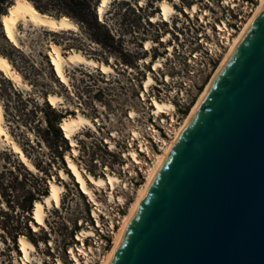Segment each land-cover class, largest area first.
<instances>
[{"label":"rangeland","instance_id":"374dc122","mask_svg":"<svg viewBox=\"0 0 264 264\" xmlns=\"http://www.w3.org/2000/svg\"><path fill=\"white\" fill-rule=\"evenodd\" d=\"M140 1L112 0L102 20L97 13L102 23L100 27L89 28L68 16L77 22L78 30L52 31L19 23L20 47L13 45L6 35V39L0 38V52L7 56L26 84L17 86L0 72L5 125L36 167L34 171L29 170L10 147L0 145V264L20 263V235L36 245L37 259L33 264H55L58 259L73 264L67 248H76L82 243L76 235L82 229H93L96 234L84 239L87 247L97 249L90 254L89 264L100 263L158 153L152 143L154 149L150 150V155L140 154L145 165L135 164L122 155L130 148L137 150L138 141L154 134L148 128L152 117L156 116L149 106L150 97L173 90L175 96L167 94L159 99L172 101L175 110L169 115L156 116V120L158 123L165 120L166 127L170 121L175 123L174 131L228 48L223 37L225 32H220L217 24L226 22L232 40L259 3V0H228L227 3L225 0H168L176 13L170 20H162L160 16L153 21L152 16L160 13L162 0H143L142 4ZM194 4L198 6L196 13L185 10ZM42 8L53 17L62 14L50 7ZM201 36L217 44L220 51L207 52ZM52 43L57 44L63 54L76 49L98 62L110 64L113 71L103 73L98 68L67 64L64 68L69 83L64 84L50 62L48 52ZM195 50L199 55L188 63V57ZM160 58L162 65L154 70L153 62ZM149 74L153 83L146 91L143 86ZM49 93L61 95L63 101L52 106L47 100ZM131 111L135 112L133 116ZM78 112L93 119L96 129H79L73 146L64 137L60 123L64 117ZM134 130L139 137L128 147ZM67 157L94 175H105V171L117 174L122 182L115 189L116 200L110 202L105 189L97 191L102 205L98 214H93L96 205L78 188L67 168ZM60 170L66 172L67 179L61 177ZM50 180L64 186L61 203L59 207H44L46 225L35 231L34 201L43 200L49 192ZM118 196L123 202L118 201Z\"/></svg>","mask_w":264,"mask_h":264},{"label":"water","instance_id":"95a60500","mask_svg":"<svg viewBox=\"0 0 264 264\" xmlns=\"http://www.w3.org/2000/svg\"><path fill=\"white\" fill-rule=\"evenodd\" d=\"M107 264H264V6L146 187Z\"/></svg>","mask_w":264,"mask_h":264},{"label":"bare ground","instance_id":"6f19581e","mask_svg":"<svg viewBox=\"0 0 264 264\" xmlns=\"http://www.w3.org/2000/svg\"><path fill=\"white\" fill-rule=\"evenodd\" d=\"M112 0H100L99 4L97 5L98 9L97 13L99 15V19H103V15L105 12L106 7ZM228 0H225V3H227ZM140 3H144L143 0L140 1ZM160 6V13L157 15L152 16V20L154 21L158 17H162V20H170L171 16L176 13L175 7L168 2V0H162L159 2ZM264 6V0H259V3L255 6L253 9V14L246 20V22L243 23V26L240 28L238 34L231 40L230 35L231 31L228 29L227 24L225 21H222V23L217 24L218 29L220 32H225L223 34V37L227 40L226 43L228 44V48L226 52L223 54V57L221 58L216 70L214 71L213 75L211 76L210 80L206 84L203 91L200 93L198 99L195 101V103L192 105L190 111L187 113L184 120L180 123L178 127L174 129L172 134H170L169 140L162 139L161 141V151L156 153L154 155V161L153 164L148 168L146 173V180L141 185L136 198L134 202L131 204L128 212L124 215L119 228L114 231V240L112 242L111 248L107 251L105 255H103L101 261L99 264H107L108 259L110 258L112 252L114 251L115 247L117 246L119 240L121 239L122 235L124 234V231L132 217V214L140 200V197L142 196L143 192L145 191L146 187L150 183L151 179L153 178L154 174L158 170L159 166L161 165L162 161L166 157L167 153L173 146L174 142L177 140L179 135L181 134L182 130L190 120L191 116L193 115L194 111L204 98L205 94L209 90L213 80L215 79L216 75L218 74L219 70L223 66V64L226 62L228 56L233 52V50L236 48L238 42L240 41L242 35L247 30L251 22L254 20L258 12L261 10V8ZM9 11L5 13L2 17V26L4 33L7 37V39L13 43V45L20 47V43L17 38V25L19 23H23V25H33L36 27H45L48 30L52 31H67L72 30L76 31L79 29V26L77 22L69 18L68 16H61V17H53L51 15H48L47 13H42L40 10L37 9V7L33 4L31 0H14V3L8 7ZM187 12H191L192 14L196 13L198 11V6L194 4L191 9H185ZM207 14V12H205ZM204 13V14H205ZM232 36V35H231ZM149 45V42L146 43ZM49 57L50 62L53 65V69L55 71L56 76L60 79L61 82L64 84L69 83L68 77L66 75L65 71V65L67 64H80V65H86L87 67L91 68H98L103 73H109L113 71V67L108 63L98 62L97 60L86 56L81 51H78L76 49H73L71 51H68L66 54H63L60 47L57 44L52 43L50 45L49 50ZM163 59H158L153 62V69H158L162 64L161 61ZM145 61V60H144ZM148 63L149 61L146 60ZM145 62V63H146ZM77 66V65H76ZM90 68V69H91ZM0 72L9 80L13 81L15 85L17 86H24L26 85L22 79V76L20 73L15 69V67L12 65L11 61L7 58L6 55L0 52ZM153 83V77L149 74L145 80L144 86L147 89L148 86H150ZM145 96V93L143 94ZM47 100L52 106H56L58 102H62L63 98L61 95H58L56 93H49L47 95ZM151 112L153 115L159 116L160 114H171L175 110V105L170 100H164V99H157L153 97L151 99ZM135 114L134 111L130 112V115L133 116ZM174 120V118H172ZM4 120V109L3 105L0 101V145H6L10 147L13 153L18 155V158L20 161L31 171L36 170V167L34 163L30 160V158L26 155L22 147L18 144V142L12 137L10 132L8 131ZM83 127H91L93 129H96V124L89 116L78 112L76 114L68 115L64 117L60 123V128L64 133V137L66 139L70 140V143L75 146L76 142L74 139V135L76 132L83 128ZM154 134L153 137L157 136L155 135L154 130H151ZM152 134V133H151ZM132 135L134 138L139 137V133L137 131H133ZM144 142L140 144L141 150L144 151V153L150 155V147L148 145L144 146ZM111 145L110 147H112ZM73 153L76 154L77 150L76 148H73ZM135 150L134 148H130L122 155H124L125 158L128 160H131L135 164H147L140 156V152ZM129 161V162H131ZM67 168L70 171L71 175L73 176L75 182L78 184V188L80 191L87 195L89 197V200L96 205L95 209L93 210V214H98V211L101 210L99 206L102 205L100 200L98 199L97 191H102L105 189V191L108 193V200L110 202H113L116 200L115 198V189L119 186V184L122 182L121 178L110 171H105V175H94L93 173L85 170L84 168L80 167L76 161H74L72 158L67 157ZM127 164V163H126ZM129 167V164H127ZM59 174H61V177L63 179H67V174L65 171L60 170ZM124 184V183H123ZM127 187V186H126ZM64 190V186L58 184L54 180H50L49 182V192L44 195L43 200H35L34 201V208H33V229L37 231L40 226H45V210L44 207L48 206H55L59 207L61 203V192ZM121 196V195H119ZM118 196V197H119ZM119 202H123V198H118ZM99 216V215H98ZM100 222H97L99 225ZM113 226V225H112ZM91 228V227H90ZM96 236L93 229H82L80 233L77 234V238L82 241L80 245H77L75 247H71L69 252L71 253V258L73 259V264H89L91 261L90 254L94 253V249L92 246L87 247L84 243V239L88 237ZM19 247L20 251L22 253L21 260L19 264H33L35 259H37V248L35 243H33L30 239H28L24 235L19 236ZM97 250V249H96ZM93 257V256H92ZM81 258L85 259V261H82ZM94 258V257H93ZM41 261V260H40ZM38 264H42L39 262ZM55 264H65L61 259H58Z\"/></svg>","mask_w":264,"mask_h":264},{"label":"trees","instance_id":"16d2710c","mask_svg":"<svg viewBox=\"0 0 264 264\" xmlns=\"http://www.w3.org/2000/svg\"><path fill=\"white\" fill-rule=\"evenodd\" d=\"M33 4L42 13L45 9L52 8L56 12L62 13L61 16H69L72 19L77 18L80 22L89 28L100 27L102 23L98 20L96 6L100 0H31ZM14 3V0H0V17L6 13L7 8ZM40 3V4H37ZM55 16H58L56 14ZM59 16V17H61ZM75 20V19H74ZM76 21V20H75ZM0 38L6 39L0 22Z\"/></svg>","mask_w":264,"mask_h":264},{"label":"built area","instance_id":"2783aa9c","mask_svg":"<svg viewBox=\"0 0 264 264\" xmlns=\"http://www.w3.org/2000/svg\"><path fill=\"white\" fill-rule=\"evenodd\" d=\"M177 34L179 35V36H182V33H180L179 31L177 32ZM200 41H201V43H204L207 47H205V50L207 51V52H209V53H213V51H216V49L217 50H219V48L217 47V44H214V43H211L208 39H205V37L204 36H201L200 37ZM220 51V50H219ZM197 55H199L198 54V51H193V53H192V56L190 57H188V63H190V62H192L195 58H197ZM153 68V67H152ZM155 70V69H154ZM168 75H165V77H167ZM166 79V81H168V79L167 78H165ZM155 83V82H154ZM151 86V85H150ZM144 87V89H145V86H143ZM146 90V89H145ZM146 91H148V90H146ZM164 93V94H163ZM159 92V94L160 95H154L153 97H156V98H160L161 96H165V95H170V96H172L173 97V95L175 96V93L173 92V90H164V92ZM144 91H143V93H142V97L144 98ZM151 98L152 97H150V101H149V106H151ZM180 101V100H179ZM182 109H184V107L182 108ZM162 120H163V118H162ZM163 122V123H162ZM161 123H158L157 122V120H156V116H154V117H152V120H151V122L149 123V130H154V132H155V135L157 136V138L156 137H153L152 135L150 136V137H148L149 139H147V138H145V137H143L142 138V142H140V141H138L137 143V147H136V149L138 150V151H142L141 150V146H140V144H142L143 142L145 143L144 144V146H146V145H148L149 147H150V150L152 151V149H154V147H153V144H155L156 145V147H157V151L156 152H160L161 151V140L162 139H166V140H168L169 138H170V134H172V132H173V128L175 127L174 125H175V123L173 124L171 121H170V123H169V125H167L168 127H166V126H164L163 124H164V122H166L165 120H163ZM178 123V122H177ZM171 127V128H170ZM131 141L132 142H135L136 140H134V137H133V135L131 136V140L130 141H128V143H127V145H128V147L130 146V143H131ZM153 143V144H152ZM155 152V151H154ZM140 153H144V151H142V152H140ZM77 235V234H76ZM77 239V238H76ZM69 249H70V247H68L67 248V255H68V257L69 258H71V253L69 252Z\"/></svg>","mask_w":264,"mask_h":264}]
</instances>
